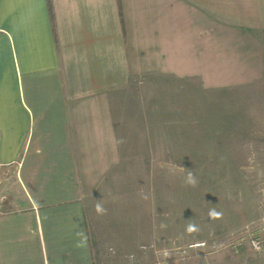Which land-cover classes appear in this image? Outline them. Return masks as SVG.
I'll return each instance as SVG.
<instances>
[{
	"label": "crops",
	"instance_id": "crops-1",
	"mask_svg": "<svg viewBox=\"0 0 264 264\" xmlns=\"http://www.w3.org/2000/svg\"><path fill=\"white\" fill-rule=\"evenodd\" d=\"M254 34L264 36V0H0V264H95L94 194L131 142L119 133L126 89L141 79L264 80ZM189 125L155 123L133 141L134 228L157 244L218 241L258 212L260 191L239 171L248 140L233 132L251 125L215 123L225 132L214 138V158L194 154L214 163L211 176L198 169L196 187L169 167L205 138L158 132Z\"/></svg>",
	"mask_w": 264,
	"mask_h": 264
},
{
	"label": "rangeland",
	"instance_id": "rangeland-1",
	"mask_svg": "<svg viewBox=\"0 0 264 264\" xmlns=\"http://www.w3.org/2000/svg\"><path fill=\"white\" fill-rule=\"evenodd\" d=\"M253 38L254 44H258L260 49V56L264 57V36L254 34ZM134 84L135 89L128 87L125 98L121 100L126 106V113L125 126L119 133L128 139L127 143L131 141L122 147L125 161L110 173L104 186L94 194L93 205L99 201L107 209L102 215L94 211L95 243L99 234L102 239L95 264H264V80L237 82L233 86L222 87L214 82L153 83L145 79ZM139 85L143 87L141 92L137 90ZM167 86L173 93L168 98L163 89ZM161 122H184L190 124V128L158 132H167L173 137L180 133L190 140L205 138L203 141L206 145L194 144L196 146L192 149L193 155H189L190 160L186 161L183 155L178 156L183 160L173 161L183 167L175 171L191 170L196 176L201 167L206 170V176H211L208 170L212 172L213 161L201 163L194 154L202 151L206 159L214 158V138L225 132L215 129V123L251 125L253 129L233 131L238 137L248 140L247 147L243 146L248 150L247 160L239 163L242 167L239 171L246 177L249 186L261 194L258 212L250 221L239 225L238 230L218 241L175 237L166 243L157 244L149 241V234L144 232L143 227L138 230L134 228L136 172L133 141L149 137L150 128ZM242 142L246 143V140ZM138 196V201H141L139 205L145 210L147 195L139 193ZM209 197L205 195L206 200L213 202ZM209 202L206 208L210 211L214 203ZM253 238L260 242L258 250L249 243Z\"/></svg>",
	"mask_w": 264,
	"mask_h": 264
},
{
	"label": "clouds",
	"instance_id": "clouds-1",
	"mask_svg": "<svg viewBox=\"0 0 264 264\" xmlns=\"http://www.w3.org/2000/svg\"><path fill=\"white\" fill-rule=\"evenodd\" d=\"M176 168H183L175 163H172L169 167V172H174ZM198 183L197 177L195 175V173L191 170H187V175L185 177V184L190 186V187H196ZM94 211L98 214V215H102L105 214L107 209L103 206L102 203H100L99 201L94 205ZM222 216V212L216 211L215 209H211L209 211V217L212 219H219ZM161 227H166V225H161ZM186 231L191 233L194 231H197V227L194 224H188Z\"/></svg>",
	"mask_w": 264,
	"mask_h": 264
},
{
	"label": "built area",
	"instance_id": "built-area-1",
	"mask_svg": "<svg viewBox=\"0 0 264 264\" xmlns=\"http://www.w3.org/2000/svg\"><path fill=\"white\" fill-rule=\"evenodd\" d=\"M0 167H1V163H0ZM5 205H6V197H5V195H1L0 196V214L6 210ZM249 243H250L251 247L254 248L255 250H258L261 246L259 240L255 239V238L251 239L249 241Z\"/></svg>",
	"mask_w": 264,
	"mask_h": 264
},
{
	"label": "trees",
	"instance_id": "trees-1",
	"mask_svg": "<svg viewBox=\"0 0 264 264\" xmlns=\"http://www.w3.org/2000/svg\"><path fill=\"white\" fill-rule=\"evenodd\" d=\"M47 3H48V5H49V3H50V0H47ZM49 12H50L51 19H52L51 9H49Z\"/></svg>",
	"mask_w": 264,
	"mask_h": 264
}]
</instances>
